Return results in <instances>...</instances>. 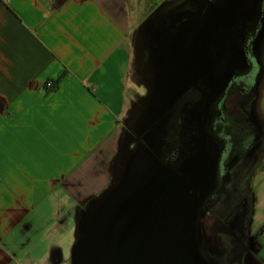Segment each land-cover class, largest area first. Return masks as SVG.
Masks as SVG:
<instances>
[{
    "label": "crops",
    "instance_id": "0c3cea01",
    "mask_svg": "<svg viewBox=\"0 0 264 264\" xmlns=\"http://www.w3.org/2000/svg\"><path fill=\"white\" fill-rule=\"evenodd\" d=\"M149 1L166 10V0ZM139 3L0 0V264H65L76 228L73 205L101 189H91L94 177L118 171L133 95L113 107L103 78L120 53L136 61L138 33L151 25L137 17L153 9ZM62 72L57 88L44 90ZM254 111L264 131V92ZM259 172L251 226L264 264V165ZM42 211L40 251L34 240L23 242L19 227Z\"/></svg>",
    "mask_w": 264,
    "mask_h": 264
},
{
    "label": "flooded vegetation",
    "instance_id": "af4514ba",
    "mask_svg": "<svg viewBox=\"0 0 264 264\" xmlns=\"http://www.w3.org/2000/svg\"><path fill=\"white\" fill-rule=\"evenodd\" d=\"M153 9V24L139 33L159 32L151 63L157 60L166 68L170 96L158 113L154 104L136 128H125L117 172L139 177L127 186L133 190L130 197L114 198L117 221L107 234L111 257L104 264H136L146 236L156 224L169 222V192L179 196L183 190L203 203L197 264H224L206 253L213 243L239 246L249 254L253 248L248 245V207L235 208L240 205L236 188L251 174L240 177L239 167L247 163L246 171L252 169L264 139L254 111L264 64V0H210L204 12L192 15ZM82 209L84 246L75 251L77 262L103 264L106 207L103 200L88 199ZM208 210L215 214L207 215ZM214 215H220L223 227L206 239L201 227ZM226 215L233 216V226Z\"/></svg>",
    "mask_w": 264,
    "mask_h": 264
},
{
    "label": "rangeland",
    "instance_id": "374dc122",
    "mask_svg": "<svg viewBox=\"0 0 264 264\" xmlns=\"http://www.w3.org/2000/svg\"><path fill=\"white\" fill-rule=\"evenodd\" d=\"M210 0H166V8H172L175 10L183 9L182 12H188L189 15H192L194 11L197 13H202L206 10ZM144 5L145 9H149L151 7L149 0H140L139 6ZM160 8V7H159ZM188 9V10H186ZM193 11V12H192ZM150 12L147 11L146 13H140L137 17L140 24H153V22L149 19ZM190 19V18H189ZM144 31H147L145 28ZM155 32L151 33H138V38L136 39V46L134 50H132V56L136 58L134 59L129 57L127 53L125 52L123 55V52L120 53V56L117 58L118 64L115 67H111L110 73L103 78V95H105V98H109L111 100V104L113 107L116 102L121 103L122 100H126V96L132 94V101L129 102L128 109L124 114V121L126 123L130 124V127H137L139 122L144 120V117L148 116L149 110H151V106L155 104V112L158 113L161 109V106H163L170 96V91L168 92V84L165 85V81L163 79L164 72L166 68L164 69V66L159 65L158 61L156 60L155 65L151 63L153 52L152 50L156 49L154 47L153 43L156 41L155 36L159 35V32L154 30ZM164 34V33H162ZM132 36V34H130ZM169 37V34H167ZM135 42V41H134ZM123 55V56H122ZM121 58V59H120ZM122 69V70H121ZM264 92V64H263V72H262V78L261 82L258 83L255 93H260L262 95ZM163 94L165 95V98L163 97ZM124 95V96H123ZM107 96V97H106ZM263 102V101H262ZM263 107V105H261ZM115 109V108H114ZM153 109V108H152ZM148 112V114H147ZM150 115V114H149ZM256 122H258L256 120ZM262 147L259 149L260 154L258 156V159L256 160V163L252 166L251 170L246 171V166H248L247 163H243L239 168V172H241V176H243V172H251L249 174V178H245L242 183L239 184V187L236 188V194H237V200L238 203L240 202V205H238L235 209H241L243 207H248V216H247V226L249 230V236L250 241L248 245H252L253 248H251L252 253H246L244 252L239 246L230 249V246L228 249L224 248L223 245H214L213 250L206 249V253L212 256L213 259L220 261H223L224 264H236L235 262H239L237 264H259L258 257H259V236L255 231H257L254 226L252 227V199H251V190L253 187V184L259 174L261 172L258 171L259 166L262 164L264 165V139L262 141ZM116 163V162H115ZM131 174L133 176L127 177L128 174ZM103 177V178H102ZM102 177H94L96 181H93L91 185V189H95L98 187V185H102L100 187L101 189L93 192L92 195H90L86 200L92 199L93 201H101L103 200V205L105 207H108L111 210H116V202L114 201V198L117 195H122L124 200L127 197L131 196V193L128 192L130 189H127V186L129 187L131 183H134L133 179H137L139 177L138 173L136 172H103ZM102 178V179H101ZM241 179V178H239ZM102 183V184H101ZM120 190V191H119ZM119 191V193H118ZM117 192V193H116ZM128 193V194H126ZM83 195H77L74 197H81ZM71 198L68 197V200ZM72 200V199H71ZM85 200V201H86ZM106 203V204H105ZM71 211L75 214L77 212V215L72 214L74 216L73 219L76 221V228H75V234L73 236L72 240V246L73 250L71 252V256H67V259L65 258V264H78L77 262V256H76V249L80 246H84L82 242V236L83 234V228L80 221L81 215H82V206L73 205ZM222 211V208L217 209L215 212L219 214V212ZM45 211L37 212L35 215L34 222L30 224V221L26 224H21L20 231L22 233V236L24 238L23 242L25 240H34L36 243L34 244L37 249H40L42 251L41 243L39 242L40 237V231L43 228L42 222L38 223V220L41 215H43ZM214 211L208 210V214L211 215ZM214 212V214H215ZM71 214V212H70ZM212 217V216H211ZM220 215L216 216L214 215V218L206 219L203 222L202 225V232L204 233V236H206V239L208 235L212 234V232L217 231V229H221L223 227L222 220H219L218 218ZM225 217H228V222L230 226H233V222L231 221V216L226 215ZM37 218V219H36ZM45 221V220H44ZM220 225V227H219ZM215 231H214V230ZM232 236L236 238L237 236L232 233ZM218 240V236H216ZM231 242L234 243V241L231 240ZM228 243V242H226ZM231 245V243H228ZM250 248V247H249ZM217 251V252H216ZM15 253H18L19 250L14 251ZM62 260V259H61Z\"/></svg>",
    "mask_w": 264,
    "mask_h": 264
},
{
    "label": "water",
    "instance_id": "95a60500",
    "mask_svg": "<svg viewBox=\"0 0 264 264\" xmlns=\"http://www.w3.org/2000/svg\"><path fill=\"white\" fill-rule=\"evenodd\" d=\"M130 193L133 194L132 189ZM179 194L176 196L172 191L169 192V198L165 202L169 222L164 225L156 224L154 230L146 236L136 264H197L203 203L185 190ZM125 200L126 198L123 201ZM106 210L103 224V264L111 257L106 251L107 234L117 221L116 211L108 207ZM81 260L79 262L83 263V256Z\"/></svg>",
    "mask_w": 264,
    "mask_h": 264
},
{
    "label": "trees",
    "instance_id": "16d2710c",
    "mask_svg": "<svg viewBox=\"0 0 264 264\" xmlns=\"http://www.w3.org/2000/svg\"><path fill=\"white\" fill-rule=\"evenodd\" d=\"M64 72H62L59 76H57L54 80H49L47 79L44 84H43V88L44 90H52L57 88L58 86V82L61 79V77L63 76Z\"/></svg>",
    "mask_w": 264,
    "mask_h": 264
}]
</instances>
